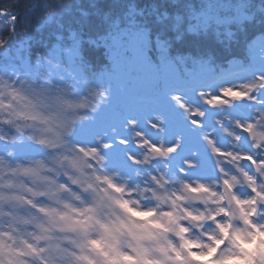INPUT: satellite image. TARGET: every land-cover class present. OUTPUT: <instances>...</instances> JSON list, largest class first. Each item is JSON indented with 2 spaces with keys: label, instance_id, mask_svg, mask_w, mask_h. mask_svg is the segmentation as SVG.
<instances>
[{
  "label": "clouds",
  "instance_id": "clouds-1",
  "mask_svg": "<svg viewBox=\"0 0 264 264\" xmlns=\"http://www.w3.org/2000/svg\"><path fill=\"white\" fill-rule=\"evenodd\" d=\"M100 2L0 8V264H264V0L112 59Z\"/></svg>",
  "mask_w": 264,
  "mask_h": 264
},
{
  "label": "trees",
  "instance_id": "trees-1",
  "mask_svg": "<svg viewBox=\"0 0 264 264\" xmlns=\"http://www.w3.org/2000/svg\"><path fill=\"white\" fill-rule=\"evenodd\" d=\"M217 0H102L97 4L99 12L85 25L84 31L90 39L84 43V48L89 53H93L96 48L106 50V55L112 59L114 52L120 51L124 55L131 57L135 41L142 40L146 29H151L152 37L159 35L162 40H170L175 45V50L179 52H191L198 54L210 48H215L211 35L204 38L203 29L212 22L227 20L233 13L225 11L231 5L228 0H218L221 7L213 10L211 18L203 19L201 12L207 4ZM23 2V0H22ZM10 6L17 11L22 9L16 5L14 0H0V8ZM85 9L91 11L88 4ZM111 11L107 17L104 13ZM27 18L21 20L24 23ZM73 27H76L74 24ZM201 33L200 37L188 35V32ZM262 31L261 28L250 26L246 35L247 39H252ZM60 37L58 41L63 46H76L79 42V35L71 33L67 28L57 30L56 35L51 34V30L46 31L42 37L51 43ZM181 37L179 43H175L176 37ZM155 59V51L151 53Z\"/></svg>",
  "mask_w": 264,
  "mask_h": 264
},
{
  "label": "rangeland",
  "instance_id": "rangeland-1",
  "mask_svg": "<svg viewBox=\"0 0 264 264\" xmlns=\"http://www.w3.org/2000/svg\"><path fill=\"white\" fill-rule=\"evenodd\" d=\"M214 6H216V7L219 8V7L222 6V4L218 0L215 1V2H213V3H211V4H207L204 7V10L201 12V15L203 16V19L204 20H206L208 18H211V15H213V13L216 12V9L214 8ZM213 10H214V12H213ZM138 41H140V40H137V41H135V44H132V46H133L134 49H135L136 44H137Z\"/></svg>",
  "mask_w": 264,
  "mask_h": 264
}]
</instances>
